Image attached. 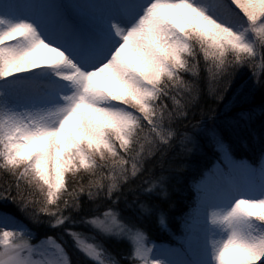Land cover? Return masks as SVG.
<instances>
[{
  "label": "snow or ice",
  "instance_id": "1",
  "mask_svg": "<svg viewBox=\"0 0 264 264\" xmlns=\"http://www.w3.org/2000/svg\"><path fill=\"white\" fill-rule=\"evenodd\" d=\"M5 204L0 264H264V0H0Z\"/></svg>",
  "mask_w": 264,
  "mask_h": 264
},
{
  "label": "trees",
  "instance_id": "2",
  "mask_svg": "<svg viewBox=\"0 0 264 264\" xmlns=\"http://www.w3.org/2000/svg\"><path fill=\"white\" fill-rule=\"evenodd\" d=\"M199 118V117H197ZM195 123V121H193ZM211 148L204 145L201 151L190 154L186 159L187 167L182 171L177 180L173 181L172 187L169 189V196L166 200L161 199L158 204L163 208L171 218L169 230L162 232L155 227L152 229V238L159 243H167L169 241V233L178 231L179 217L188 209L191 203V194L189 189V181L194 177L199 168L206 164L211 158ZM241 156L252 157L253 154L246 149H240ZM0 211L14 212L12 205H0Z\"/></svg>",
  "mask_w": 264,
  "mask_h": 264
},
{
  "label": "rangeland",
  "instance_id": "3",
  "mask_svg": "<svg viewBox=\"0 0 264 264\" xmlns=\"http://www.w3.org/2000/svg\"><path fill=\"white\" fill-rule=\"evenodd\" d=\"M211 155V154H210ZM5 205H7V204H5ZM2 206H4V205H2Z\"/></svg>",
  "mask_w": 264,
  "mask_h": 264
}]
</instances>
